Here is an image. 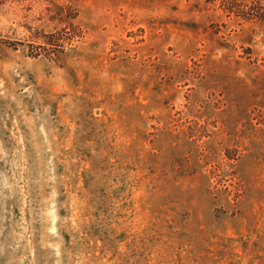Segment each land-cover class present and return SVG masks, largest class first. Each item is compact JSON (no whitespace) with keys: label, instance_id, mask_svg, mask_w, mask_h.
<instances>
[{"label":"rangeland","instance_id":"rangeland-1","mask_svg":"<svg viewBox=\"0 0 264 264\" xmlns=\"http://www.w3.org/2000/svg\"><path fill=\"white\" fill-rule=\"evenodd\" d=\"M0 264H264V0H0Z\"/></svg>","mask_w":264,"mask_h":264}]
</instances>
